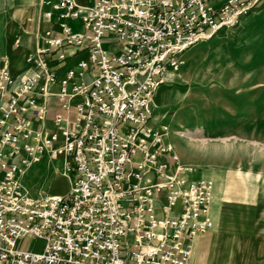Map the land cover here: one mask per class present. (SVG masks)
Listing matches in <instances>:
<instances>
[{
    "label": "built area",
    "instance_id": "2783aa9c",
    "mask_svg": "<svg viewBox=\"0 0 264 264\" xmlns=\"http://www.w3.org/2000/svg\"><path fill=\"white\" fill-rule=\"evenodd\" d=\"M42 1L56 29L44 30L27 56L32 69L14 78L0 63V97L6 95L0 105V264H185L193 239L213 224L214 182L181 175L187 167L177 164L161 135L152 132L148 143L150 104L175 53L234 22L258 0H224L217 9L209 0ZM70 19L80 20L82 29ZM105 34L121 41L118 51L103 47ZM61 46L86 49L97 73L89 82L75 81L87 65L79 59V70L67 69L52 91L56 71L43 55ZM36 91L54 94L63 107L81 96L69 126L48 131L24 124L23 113L46 116ZM63 118L54 115L56 122ZM119 121L131 125L122 129ZM42 152L64 157L66 194L32 195L22 186L19 176ZM161 153L176 163L174 171L157 161ZM25 236L42 238V249L19 248Z\"/></svg>",
    "mask_w": 264,
    "mask_h": 264
},
{
    "label": "rangeland",
    "instance_id": "374dc122",
    "mask_svg": "<svg viewBox=\"0 0 264 264\" xmlns=\"http://www.w3.org/2000/svg\"><path fill=\"white\" fill-rule=\"evenodd\" d=\"M209 1L217 9L224 0ZM46 5L42 0H0L13 47L28 46L35 32L53 29L45 23L53 21L44 15ZM69 22L82 29L80 20ZM101 42L109 50L121 45L113 34H105ZM9 56L0 57V63L11 73ZM120 123L122 129L131 125ZM146 126L151 128L145 132L148 143L152 132L161 135L172 144L177 164L214 177L224 202L240 203L242 193L247 197L251 186L264 183V172L258 176L264 171V0L166 62ZM61 161L60 155L49 159L42 152L19 176L22 186L32 195L66 194L69 178L62 173ZM157 161L174 171L176 163L167 154L158 155ZM43 245L42 238L33 236L17 240V246L27 250L40 251Z\"/></svg>",
    "mask_w": 264,
    "mask_h": 264
},
{
    "label": "crops",
    "instance_id": "0c3cea01",
    "mask_svg": "<svg viewBox=\"0 0 264 264\" xmlns=\"http://www.w3.org/2000/svg\"><path fill=\"white\" fill-rule=\"evenodd\" d=\"M48 7L46 5L45 10ZM4 19L5 15L1 13L0 57L6 58L10 54V60L14 64L11 74L14 78H18L32 69V66L27 63L26 58L30 54L29 52H34L40 44V35L44 30L35 32L28 46H17L15 48L10 43L9 32L5 28L6 22L3 23ZM45 23L51 27L53 26L52 28L55 31L56 26L53 24V21L51 22V20L46 19ZM121 45L114 48L115 50H108L116 52ZM58 52H64L67 57L63 60H58L56 58ZM43 57L48 68L56 71V79L51 86L52 91L58 89L59 79L67 69L73 68L79 70L76 65L79 59L86 61L87 68L83 69V75L76 77L75 81L89 82L97 73L89 60L86 49L78 50L72 46H61L54 51L45 53ZM34 96L37 104H44L46 106V116L40 120L30 112H26L22 114L23 122L32 128L43 127L48 131H59L69 126V121L74 117L75 104L81 100V96H74L69 101L68 106L63 107L60 100L54 94L45 98L40 91H36ZM5 101L6 95L4 94L0 97V105L4 104ZM56 113H61L64 116L61 122L54 120ZM17 156L18 154H16L15 159H18ZM48 156L49 159L56 157ZM63 159L64 157L62 156L61 166ZM258 172V176H260L264 171L260 170ZM181 174L188 179L208 177L214 182L213 200L211 203L213 224L206 232L193 239L192 252L185 264H264V183L262 185L251 186L246 193L247 197L242 193L239 199L240 203H228L224 202L221 198V193L216 185L218 181H215L214 177L202 175L203 173L200 171H196V173L182 171ZM151 176L155 178L154 175Z\"/></svg>",
    "mask_w": 264,
    "mask_h": 264
}]
</instances>
